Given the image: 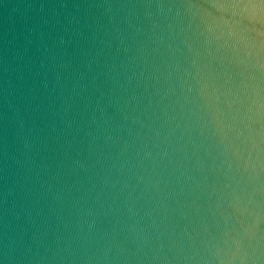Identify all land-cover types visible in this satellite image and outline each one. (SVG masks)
Here are the masks:
<instances>
[{
    "label": "water",
    "instance_id": "95a60500",
    "mask_svg": "<svg viewBox=\"0 0 264 264\" xmlns=\"http://www.w3.org/2000/svg\"><path fill=\"white\" fill-rule=\"evenodd\" d=\"M0 264H264V0H0Z\"/></svg>",
    "mask_w": 264,
    "mask_h": 264
}]
</instances>
